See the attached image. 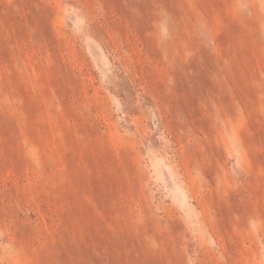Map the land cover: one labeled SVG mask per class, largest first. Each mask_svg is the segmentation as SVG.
<instances>
[{"label":"rangeland","instance_id":"1","mask_svg":"<svg viewBox=\"0 0 264 264\" xmlns=\"http://www.w3.org/2000/svg\"><path fill=\"white\" fill-rule=\"evenodd\" d=\"M0 264H264V0H0Z\"/></svg>","mask_w":264,"mask_h":264}]
</instances>
